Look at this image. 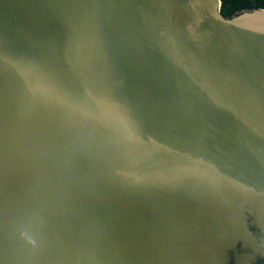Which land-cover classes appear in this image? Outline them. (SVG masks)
<instances>
[{"label":"water","instance_id":"95a60500","mask_svg":"<svg viewBox=\"0 0 264 264\" xmlns=\"http://www.w3.org/2000/svg\"><path fill=\"white\" fill-rule=\"evenodd\" d=\"M0 0V264H264V9Z\"/></svg>","mask_w":264,"mask_h":264},{"label":"trees","instance_id":"16d2710c","mask_svg":"<svg viewBox=\"0 0 264 264\" xmlns=\"http://www.w3.org/2000/svg\"><path fill=\"white\" fill-rule=\"evenodd\" d=\"M250 9H264V0H222L221 12L226 18Z\"/></svg>","mask_w":264,"mask_h":264}]
</instances>
